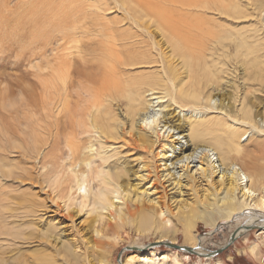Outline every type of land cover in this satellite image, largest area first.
I'll return each mask as SVG.
<instances>
[{"label": "bare ground", "instance_id": "6f19581e", "mask_svg": "<svg viewBox=\"0 0 264 264\" xmlns=\"http://www.w3.org/2000/svg\"><path fill=\"white\" fill-rule=\"evenodd\" d=\"M70 1L78 2L67 19L58 18L59 22L50 26L52 31L45 44L37 41L44 46L35 52L45 55L46 60L40 56L39 59L47 63L35 62L33 66L40 92L32 91H38V96L32 91L25 96L23 85L20 91L25 98L18 97L16 101V97L11 98L15 95L6 94L7 87L3 90V98L8 95L6 101H1L7 116L4 118L14 119L22 135L13 132L9 140H0V149L4 151L8 146L19 156L7 160V150H0V179L23 182L31 178L37 165L39 170L49 169L51 173H44V180L53 182L54 178V184L65 181L68 185L67 195L60 184L55 187L54 197L60 202L54 210H74L78 216L88 210L95 218L92 229L96 237L105 228L122 229L126 224H134L138 231H151L158 235L155 243L168 242L174 248L168 249L173 255L169 264H182L174 245L210 259L212 251L205 252L204 238L193 232L197 220L213 227L219 219H242L233 227L227 242L250 226L264 233V173L251 172L235 162L236 155L245 154L246 145H264L254 139L264 136V36L260 22L264 0ZM57 13L53 14L58 17L62 12ZM224 39L231 41L237 53L241 52L240 60L230 62L227 70L225 63L218 62L213 54V44ZM241 70L246 76H239ZM31 71L28 72L33 75ZM230 78L232 89L223 91L221 85L230 84ZM257 92H262L260 97ZM217 99V104H210ZM246 133V142L242 143L241 137ZM117 143H121L118 148L123 155L138 149L142 156L134 160L131 155L115 157L112 146ZM129 160L132 164L137 160L131 172L133 184L121 183L125 166L122 163ZM13 161L20 166L16 173L10 169ZM194 162L193 173L206 179L219 176L216 183H224V189L218 192L213 188L209 202L205 193L194 205L181 200L176 213H170L157 203L160 196H156L157 188L152 185L154 176L163 187L174 185L171 178L175 174L170 170L177 166L179 171H188ZM177 176L179 181L181 173ZM150 179L152 182L143 188ZM12 198L4 194L1 202L7 206ZM56 199L52 198L51 205ZM21 201L22 208L32 213L43 207L25 194H21ZM14 216L13 211L8 214V218ZM173 217H184L180 221L188 247L174 243L178 228ZM0 218H5L2 213ZM8 223L0 225V234L5 235L0 238V264H17L20 253L14 240L23 238L14 230L16 225ZM46 224L40 240L49 249L59 245L57 251L68 263L108 264L103 259L93 263L81 252L79 240L73 243L68 237L63 238V231L59 233L61 223L53 216ZM86 244L92 248L89 241ZM151 254L152 258H144L141 264H167L168 254Z\"/></svg>", "mask_w": 264, "mask_h": 264}, {"label": "rangeland", "instance_id": "374dc122", "mask_svg": "<svg viewBox=\"0 0 264 264\" xmlns=\"http://www.w3.org/2000/svg\"><path fill=\"white\" fill-rule=\"evenodd\" d=\"M35 1L33 0H0V95L2 96L0 97L1 99L0 100V105H1L0 106V111H1L0 112V128H1L0 133L4 129V127H6V129H4V131H2L1 133L3 137L0 135L1 136L0 140L1 139L4 140V137L7 138L6 140H9L11 138L10 135L13 136L15 133L21 132L20 127L17 128V124H15L16 121L14 119L12 121H9L11 119L4 118L6 113L3 110L5 109V107H2L3 106L2 102H4L3 100L6 101V99L8 98L7 97L8 95H6L5 99L3 98L4 88L5 87L8 88V91L6 92V94L9 93V94L15 95V96L9 95V97L12 96L11 98H14V99L16 97V101L19 99L18 97H21V99L24 100L26 93L28 95L30 91L38 89V87L40 86L38 83H40V81L38 82L36 81V78H37L35 75L36 69L34 70L35 67L33 66H35L36 63L40 64L39 62L41 61L45 62L44 60H41V59H45L46 57H43L45 55L43 56L39 55L41 57V59H39L40 57L37 54L39 52H35V51H39L40 46L41 48L44 46V45H41V43L42 44L46 43V39L48 38L49 34L52 31L51 29L52 27L50 26L51 25L53 26L56 22H59V20L62 21L63 17H64L63 19H67L68 14L72 11L71 8H73L74 3L76 5V3L78 2V1L77 2L74 1L72 3H69L71 2L70 0L69 1L68 0H51V1L45 0L47 2L45 3L44 0H39V2L37 0L38 2L37 3ZM55 1L58 3H55ZM97 1L99 0H95V2ZM41 2L43 5L41 4ZM49 2L51 3V5ZM44 3L48 4L49 6H45ZM59 4L62 5V7L61 6L59 7ZM55 6L56 7L58 6L59 8L58 7L56 8ZM42 7H45L46 9ZM49 8L51 11H49ZM61 8H62V11H61ZM56 11L58 13L59 12L60 13L62 12V13L58 15ZM53 13L54 14L57 13L58 17L55 16L56 14L54 15ZM261 19L262 20L260 22L262 24V31H263L262 34L264 36V15L263 14L261 15ZM51 21H52V24H51ZM32 25H33V29H31ZM35 29L38 30L37 33L33 31ZM224 31H225V28L222 30V32ZM29 35H33V37L30 36L28 38ZM35 37H37L39 40L38 39L32 40ZM27 41H30V42H27ZM33 44L36 45V47L33 46ZM228 45H230V47ZM30 46H32V48ZM26 47L27 49L30 48L29 49L30 52L28 50L25 51ZM37 47L39 48V50H36L38 49ZM19 50L21 51L19 52ZM23 50L25 51V53ZM213 50H215L213 54L215 55V57H217V61L218 62L222 61L225 63L224 66L226 70H227V65L230 64V62H235L237 60H240L241 52L237 53L235 49H232L231 41L230 40L228 41V39H224L223 41L219 40L215 42L213 44ZM18 55H21V56H18ZM19 57L21 59H19ZM25 57H27L28 59ZM16 58H18V60ZM42 64L47 65V63H42ZM29 66H31V68ZM27 68H29V70ZM26 69L29 72L30 70L33 69V71L31 72L33 73L35 71V74L34 73L33 75L30 74ZM20 72L22 73L18 74ZM22 74H28L29 76L26 75L27 77L23 78ZM239 74H240L239 76H246L245 74L242 73V70L240 71ZM30 75H32V78L30 80H26L31 77ZM17 76H20V78L17 79L18 78ZM33 76H35V80H33L34 79ZM227 77H229V75H227ZM226 80L229 81V78H227ZM25 81L28 84L23 83ZM231 82H232V79L230 80V84L226 82L221 85V87L223 88V91H229L230 88L233 87V84ZM35 85H37V87ZM230 85L232 86L230 87ZM21 88H23L22 92L23 94H25V96L23 95L21 96L22 94L20 91ZM38 91L40 92V89H38ZM38 91H35V92L32 91V92L33 94H36L38 96V93H39ZM18 93L20 94V96H17L19 95ZM261 94L262 92H257V95H259L257 97H260ZM14 99H11V100H14ZM218 102H219L218 99L212 100L210 104L214 105V104H217ZM187 111H184V114H186ZM13 122L16 128L13 127V124L11 125V123ZM5 124H7L8 126L9 125L12 126L13 129L12 127L10 126L8 127ZM7 131H9L8 132V135L10 134L9 136L5 135ZM21 135H22V132H21ZM247 135L248 134L246 133L244 136L241 137L242 143L246 142L245 138ZM254 139L259 140L260 142L264 144V136H255ZM120 145L121 143H117L116 145L112 146V149H113L112 154L114 153L117 154L115 157H120V156L128 157L129 155H131L130 159L134 160L142 156V153L138 151V149H132L130 152H128V154L123 155L124 152L122 153L120 148H118ZM9 148L10 147L8 146L5 147V150H7L8 152L7 151L4 152L5 150L3 151V149H0V150L6 153L7 157H10L7 160H16V157L18 158L19 156L15 155L12 149H10L12 150L11 153L13 152L11 154ZM245 149H247L244 151L245 154H240L236 156L232 154L231 159L233 161L236 160L235 162L237 163V165L240 164L241 167H244L247 170H250L251 172H257L258 174L263 175L264 173V145L263 147H258V148L253 147V145H248V146L246 145ZM258 149H261V150H258ZM243 155H246L247 157ZM234 156L235 158L236 157L237 158L235 159ZM240 156H241V159L243 158L242 160H240ZM131 160L127 162L123 161L122 163L123 166L124 165L125 166L122 168L123 177L121 178V183L128 182L129 184H133L131 172L135 170V164L137 163V160L135 161L134 164L130 162ZM5 162L7 164H10L9 161H5ZM13 162L14 164H11L10 169L13 170L14 173H16L18 167L20 166L16 165L18 164L16 163V161H13ZM146 162L148 165L149 159L147 156H146ZM152 163L153 162L150 163L151 166L154 165ZM191 164L193 167H191L190 170L188 169V171L186 170L179 171V168L177 166H175L174 168L175 171H174V169H171L172 167H170L171 169L170 171H172L171 173L175 174V177L173 176L171 178L173 179L175 186L171 185V186L163 187L162 181L156 179V176H154L155 180L152 182V179H150L147 183H145L143 188H146L147 185H149L152 182V185H154L157 188L155 191L156 196H160L157 203L167 207L170 213L171 212L176 213L177 208L180 205L179 203L182 201H183L182 202L183 204H187V202H193V205H194V202L197 203L196 200H199V195L203 193L207 195V198L205 199L206 201L209 202L210 195H212L214 192L213 188H215L216 190L218 189L219 190L218 192L223 191L224 183L223 185H219L218 183H216V180L218 179L219 176H212L211 179H206L205 177L202 178V176L198 173H195V172L193 173L194 169L196 168L194 166L195 162ZM41 170L42 168L39 170V166L37 165L34 172L31 174V178L25 179L23 180V182L17 179H13V178H8L6 180L0 179V215L2 213V217H5V218H0V225H6L8 222H9L8 223L9 226L16 225L14 230L16 231L17 234H19L23 238L20 240H14V241H17L16 247L20 253L19 255L20 258L17 257V261L19 260L18 262L20 264H24L23 262H25V264L26 263L27 264H54L55 262L71 264V263H68L69 260L68 262L67 260H65V256L60 251H57V249H59L58 248L59 245L58 246L56 245L57 249H53V248L49 249L48 247H46V244H44L43 240H40L41 235L43 234V230H45V228L47 227L46 222L48 221V218L51 216L55 218V221L58 220L59 223H61L60 224L61 226L59 227V230H60L59 233H62L63 231L62 233L63 238L68 237L69 240H71V242L73 243L74 241L77 242L79 240L78 244L80 245L79 247L81 248L80 249L81 252H84V255H87L88 258L90 257V260L92 262L94 260L93 263H95L99 259L100 260L103 259L108 264H124L125 261H127V264H141V261L144 258H149V259L152 258V254H151L152 252H154V254H157V256L168 254L169 262L166 261V263L169 264L171 262L170 259L173 257V255H172V252L168 251V249L173 250L174 248L164 247V246H157L154 248H149V249H144V250L124 251L121 253L120 262L117 261L118 255L123 247L125 246L131 247L134 244L140 245L144 243L155 242L158 235L153 234L151 231H148V230L139 229L138 231V227H136L134 224H126L122 229H115L111 227L105 228L100 233L101 235L99 234L98 236L99 238L96 237L92 229L93 228L92 224H94L95 218H94V215L88 214L87 212L88 210H85L84 212L79 214V216L75 214L74 210L70 211L69 213H66L63 209L61 210V208L59 207L57 208V210H54L56 209V203L60 202V199H56L54 197L56 195V191H54L55 187L58 184H60L64 188V191H63L64 194H66L68 190V185L65 181H63L62 184L61 183L54 184V178H51V181L53 182H50V180L49 181L44 180L43 174L44 173L50 174L51 172H49V169L43 168L42 170L43 172L40 173ZM179 172L181 173V177H180V180L178 181L179 178L177 175ZM164 185H167V184H164ZM4 194H6V197L13 196V198L7 204V206H4L3 202H1L2 196H4ZM21 194L30 196L37 205H43L42 209H39L40 207H38L37 209L38 213H32L26 209H23L22 204H21L22 203ZM172 196L173 198H171ZM52 198L56 199L54 202L55 205H51ZM64 200H66V197L62 199V201ZM62 201H61V206L63 204ZM52 210H54V212ZM12 211L15 216L12 218H8V214ZM184 217H180L179 219H177V217H173V220H172V222H176L177 228H178L176 234H174L173 236L174 243L179 244V245L185 243L184 233L182 231L183 226L180 221ZM239 219H237L236 221L233 219L234 221L231 220L228 222L227 221L225 222L219 219L218 222L213 227H209L203 221L197 220L193 227V232L197 237L204 238L203 245L205 248H207L205 252L209 250L212 251L210 255V259H205L206 257H201L198 254L190 253L184 250L181 251L177 249L178 250L177 253L179 254V257L181 258L182 264H206L207 262H209L210 264H264V233H260L261 232L260 228H252L249 231L247 230L245 233L241 234L240 236H237L230 244L224 247V245L227 243L228 236L234 229L233 227L242 222V219L240 220ZM232 222H235V224ZM48 225L51 226L50 224ZM4 237L5 235L1 233L0 238H4ZM75 237L76 238L80 237V238L75 239ZM81 238L83 241L81 240ZM84 239L86 241H89L90 245L92 244L91 245L92 248L86 247V245L87 246L89 245L86 244V241ZM94 242H95V245H94ZM184 245L185 247H188L186 244ZM84 246L86 247V250L84 249L85 248ZM220 248H222L221 251L212 255L214 251ZM87 250L88 251L90 250V251L88 252ZM88 253L90 254V256ZM131 257L133 259H129ZM200 257L202 258L201 260H200ZM23 259L26 261H24ZM18 262L17 264H19Z\"/></svg>", "mask_w": 264, "mask_h": 264}, {"label": "water", "instance_id": "95a60500", "mask_svg": "<svg viewBox=\"0 0 264 264\" xmlns=\"http://www.w3.org/2000/svg\"><path fill=\"white\" fill-rule=\"evenodd\" d=\"M252 228H257V227H256V226H250V227H247L245 230L248 229V231H249V230L252 229ZM233 240H234V239H233ZM233 240H232V241H233ZM232 241H231V242H232ZM231 242H227V243L224 245V247H225L226 245L230 244ZM157 246L169 247L170 244H168V242H160V243H155V242L150 243V242H149V243H146L145 245H143L142 247H139V248H138V247H135V246H134V247L125 246V247H123V248L121 249V251H120V253H119V255H118L117 261L120 262L121 253L124 252V251H128V250H144V249L154 248V247H157ZM173 247H175V248H177L178 250H181V251L184 250V248H183V247H180V246H176V245H174ZM222 248H223V247H222ZM222 248L216 250L215 253H218L219 251H221Z\"/></svg>", "mask_w": 264, "mask_h": 264}]
</instances>
